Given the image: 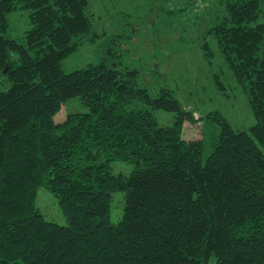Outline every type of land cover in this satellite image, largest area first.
I'll list each match as a JSON object with an SVG mask.
<instances>
[{"label":"trees","instance_id":"1","mask_svg":"<svg viewBox=\"0 0 264 264\" xmlns=\"http://www.w3.org/2000/svg\"><path fill=\"white\" fill-rule=\"evenodd\" d=\"M212 36L242 86L254 122L234 128L218 109L219 132L203 159V137L173 89L156 94L137 69L98 60L65 71L63 59L97 34L88 0H0V264H264V0H224ZM29 26L9 37L8 13ZM259 19V20H258ZM210 42L201 44L212 60ZM215 82L223 87L218 74ZM78 95L82 111L55 114ZM175 112L160 124L155 109ZM132 164L114 172L111 162ZM66 217L46 219L39 186ZM120 218L110 219L113 192Z\"/></svg>","mask_w":264,"mask_h":264},{"label":"rangeland","instance_id":"2","mask_svg":"<svg viewBox=\"0 0 264 264\" xmlns=\"http://www.w3.org/2000/svg\"><path fill=\"white\" fill-rule=\"evenodd\" d=\"M224 0H88L87 10L98 35L94 41H85L62 61L65 71L99 59L111 48L114 55L108 62L119 69L136 68L139 84L150 87L156 94L160 86L173 89L184 108L191 110L195 120H185L182 135L185 138L203 137V159L215 141L219 124L207 117L218 109L236 129L248 130L255 121L242 86L232 76L220 55L215 39L206 35L213 22V13H224ZM9 37L20 38L29 26L28 10L16 8L8 13ZM259 20V19H258ZM260 20H264L262 16ZM209 41L212 60H206L202 41ZM219 75L223 87L215 82ZM9 81L0 71V88ZM84 105L78 95L66 99L55 120H61L70 111H82ZM160 124L170 123L175 112L157 108L154 111ZM114 172L128 173L132 164L113 160ZM35 205L46 219L65 224L66 217L57 198L45 186H39ZM123 209L122 192L112 193L110 219L117 221Z\"/></svg>","mask_w":264,"mask_h":264}]
</instances>
